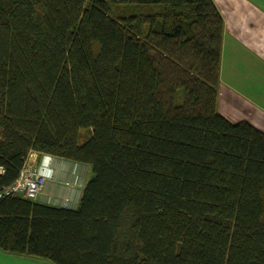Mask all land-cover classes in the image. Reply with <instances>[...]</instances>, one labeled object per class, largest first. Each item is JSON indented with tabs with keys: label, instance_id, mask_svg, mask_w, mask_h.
Returning <instances> with one entry per match:
<instances>
[{
	"label": "trees",
	"instance_id": "16d2710c",
	"mask_svg": "<svg viewBox=\"0 0 264 264\" xmlns=\"http://www.w3.org/2000/svg\"><path fill=\"white\" fill-rule=\"evenodd\" d=\"M223 33L213 0H0V190L31 152L92 172L76 208L0 198V250L264 264V132L217 110Z\"/></svg>",
	"mask_w": 264,
	"mask_h": 264
},
{
	"label": "crops",
	"instance_id": "0c3cea01",
	"mask_svg": "<svg viewBox=\"0 0 264 264\" xmlns=\"http://www.w3.org/2000/svg\"><path fill=\"white\" fill-rule=\"evenodd\" d=\"M224 20L220 83L217 110L232 122L247 121L264 132V0H213ZM31 152L27 165L40 159ZM75 162L56 157L54 177L36 200L56 206L76 208L89 179L90 166L77 163L81 185L70 188L64 181L72 177ZM64 197H70L64 205ZM0 260L18 264H50L46 260L9 254L0 250Z\"/></svg>",
	"mask_w": 264,
	"mask_h": 264
},
{
	"label": "built area",
	"instance_id": "2783aa9c",
	"mask_svg": "<svg viewBox=\"0 0 264 264\" xmlns=\"http://www.w3.org/2000/svg\"><path fill=\"white\" fill-rule=\"evenodd\" d=\"M56 156L48 153H44L40 156V161H38L34 166L25 164L20 170L16 180L10 185L2 188L0 190V198L6 196H22L27 199L37 200L44 192L45 185L49 180L54 177V169L52 167V162ZM77 163H74L76 167ZM4 167L0 166V175L4 174ZM72 180L65 181L66 186H80L81 182L78 180L77 175H74V171H71ZM68 199H63L64 205Z\"/></svg>",
	"mask_w": 264,
	"mask_h": 264
},
{
	"label": "rangeland",
	"instance_id": "374dc122",
	"mask_svg": "<svg viewBox=\"0 0 264 264\" xmlns=\"http://www.w3.org/2000/svg\"><path fill=\"white\" fill-rule=\"evenodd\" d=\"M87 134L88 133H85L84 132V136H87ZM39 161H40V159H39ZM37 162H35L34 164H31L30 166H34L35 164H36ZM52 167H53V164H52ZM79 167L80 166H78V165H76V167H74L72 170L74 171V175H77V177H78V180L79 181H81V176H80V172H79ZM53 169H54V167H53ZM54 172H55V169H54ZM92 175V172H91V170H90V175H89V178H90V176ZM73 177V176H72ZM72 177L71 178H68V179H66L65 181H70V180H72ZM65 181H64V184H65ZM66 185V184H65ZM45 187H46V185H45ZM67 187H70V188H74L75 186H67ZM44 191H45V188H44ZM68 199V201L66 202V204L67 205H69V203H70V201H71V198L70 197H64L63 199ZM63 203V202H62ZM2 251V250H1ZM50 264H52L51 262H49ZM0 264H18V261H16V260H7V261H2V260H0Z\"/></svg>",
	"mask_w": 264,
	"mask_h": 264
}]
</instances>
